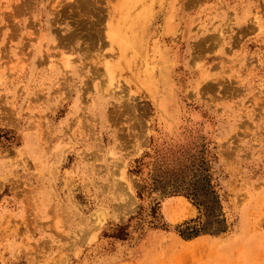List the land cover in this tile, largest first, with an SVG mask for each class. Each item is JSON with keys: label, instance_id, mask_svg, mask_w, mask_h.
Wrapping results in <instances>:
<instances>
[{"label": "rangeland", "instance_id": "374dc122", "mask_svg": "<svg viewBox=\"0 0 264 264\" xmlns=\"http://www.w3.org/2000/svg\"><path fill=\"white\" fill-rule=\"evenodd\" d=\"M85 1L0 0V264H264V0Z\"/></svg>", "mask_w": 264, "mask_h": 264}, {"label": "bare ground", "instance_id": "6f19581e", "mask_svg": "<svg viewBox=\"0 0 264 264\" xmlns=\"http://www.w3.org/2000/svg\"><path fill=\"white\" fill-rule=\"evenodd\" d=\"M61 1H62V0H61ZM68 1H69V0H68ZM76 1H77V0H76ZM82 1H85V0H82ZM92 1H93V0H92ZM73 2H74V1H73ZM86 2H87V1H85L84 3H86ZM93 2H94V1H93ZM57 3H58V2H57ZM74 3L76 4V2H74ZM81 4H82V3H81ZM95 4H96V3H95ZM58 5H59V4H58ZM60 5H61V4H60ZM87 5H89V4L87 3ZM16 6H17V5H16ZM61 6H62V5H61ZM77 6H78V3H77ZM53 7H54V6H53ZM79 7H81V5H79ZM87 7H88V6H87ZM69 8H71V7H69ZM69 8H68V9H69ZM82 8H84V7H83V4H82ZM82 8H81V9H82ZM91 8H92V7H91ZM61 9H62V8H61ZM81 9H80V10H81ZM88 9H89V8H88ZM92 9H93V8H92ZM78 10H79V9H77V12L80 13ZM82 10H83V9H82ZM82 10H81V11H82ZM89 10H90V9H89ZM96 10H97V9H96ZM55 12H57V9H56ZM55 12H54V14H55ZM82 12H83V11H82ZM87 12H88V11H87ZM68 13H69V12H68ZM78 13H77V14H78ZM84 13H86V12H84ZM99 13H100V12H99ZM80 14H81V13H80ZM82 14H83V13H82ZM86 14H87V13H86ZM86 14H85V15H86ZM68 15H69V14H68ZM73 16H74V15H73ZM78 16H80V15L78 14ZM91 17H92V16H91ZM82 18H83V17H82ZM87 18H88V17H87ZM92 18H93V17H92ZM89 19H90V18H89ZM94 19H95V17H94ZM54 21H55V20H54ZM54 21H52V22H54ZM92 21H93V20H92ZM92 21H91V22H92ZM97 22H98V21H97ZM50 23H51V22H50ZM55 23H56V22H55ZM81 23H82V21H81ZM101 23H102V22H101ZM104 23H105V22H104ZM255 23H256V22H255ZM53 24H54V23H53ZM69 25H70V24H69ZM73 25H74V24H73ZM94 25H95V24H94ZM54 26H55V24H54ZM54 26H53V27H54ZM85 27H86V26H85ZM98 27H99V26H98ZM61 28H62V27H61ZM69 28H70V26H69ZM86 28H87V27H86ZM92 28H93V27H92ZM95 28H97V27H95ZM246 29H247V28H246ZM88 30H89V29H88ZM93 30H94V29H93ZM93 30H90V31H93ZM54 31H55V30H54ZM77 31H78V30H77ZM81 31H82V30H81ZM244 31H245V30H244ZM73 32H74V31H73ZM75 32H76V29H75ZM82 32H83V31H82ZM94 32L97 33V31H94ZM100 32H101V31H100ZM53 33H54V32H53ZM60 33H61V32H60ZM76 33H77V32H76ZM79 33L81 34V32H79ZM83 33H84V32H83ZM63 34H64V33H63ZM102 34H103V33H102ZM106 34H107V33H106ZM61 35H62V34H61ZM68 35H69V34H68ZM99 35H100V34H99ZM10 36H11V35H10ZM69 36H70V35H69ZM78 36H79V35H78ZM88 37H89V36H88ZM106 37H107V36H106ZM108 37H109V38L111 37V34H110V33H108ZM63 38H64V37H63ZM69 38H70V37H69ZM78 38H80V37H78ZM86 38H87V37H86ZM97 38H98V37H97ZM59 39H60V38H59ZM61 39H62V37H61ZM61 39H60V40H61ZM99 39H100V38H99ZM102 39H103V38H102ZM63 40H65V39H63ZM10 41H11V40H10ZM66 41H67V39H66ZM71 41H72V40H71ZM79 41H80V40H79ZM81 41H82V39H81ZM99 41H100V40H99ZM84 42H85V41H84ZM89 42H91V41H89ZM12 43H13V42H12ZM65 43H66V42H65ZM67 43H70V42H67ZM75 43H76V42H75ZM98 43H99V42H98ZM77 44H78V43H77ZM79 44H80V43H79ZM86 44H87V43H86ZM87 45H88V44H87ZM51 46H52V45H51ZM55 46H56V45H55ZM57 46H58V45H57ZM59 46H60V45H59ZM83 46H84V45H82V47H83ZM103 46H104V45H103ZM66 47H67V46H66ZM72 47H73V46H72ZM80 47H81V46H80ZM97 47H98V46H97ZM93 48H94V47H93ZM93 48H92V49H93ZM42 49H43V48H42ZM48 49H49V48H48ZM48 49H47V50H48ZM68 49H69V48H68ZM72 49H73V48H72ZM72 49H71V50H72ZM45 50H46V49H45ZM80 50H81V49H80ZM45 52H46V51H45ZM45 52H44V53H45ZM47 53H48V52H47ZM49 53H50L49 55H52V54H53V53H51V52H49ZM59 54H60V53H59ZM41 55H42V54H41ZM49 55H48V56L46 55V56L49 57ZM62 55H64V54H62ZM87 55H88V54H87ZM44 57H45V56H44ZM52 58H53V56H52ZM44 59H45V58H44ZM46 59H47V60L50 59L48 62L51 61V58H46ZM46 59H45V61H47ZM64 59H65V58H64ZM95 62H96V61H95ZM102 64H103V62H102ZM93 66H95V65H93ZM92 68H93V67H92ZM96 68H97V67H96ZM103 68L105 69V71H106V70L109 71V64H108V62H105V63L103 64ZM101 70H102V69H101ZM93 72H94V70H93ZM95 72H98V70H96ZM98 73H99V72H98ZM95 74H96V73H95ZM94 78H95V77H94ZM92 79H93V78H92ZM89 80H91V79H89ZM223 85H224V84H223ZM232 86L234 87V85H232ZM212 88H213V87H212ZM236 88H237V87H236ZM236 88H235V90H236ZM221 89H222V88H221ZM229 90H230V89H229ZM235 90H234V92H235ZM227 91H228V90H227ZM235 94H236V93H235ZM263 94H264V93H263ZM253 96H254V95H253ZM263 96H264V95H263ZM261 98H262V97H261ZM260 101H261V100H260ZM131 107H132V106H131ZM128 108H129V107H128ZM260 108H261V107H260Z\"/></svg>", "mask_w": 264, "mask_h": 264}]
</instances>
